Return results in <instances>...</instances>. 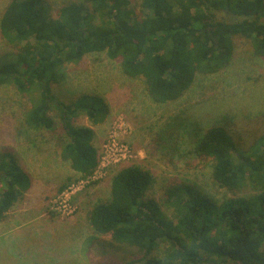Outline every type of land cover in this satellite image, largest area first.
<instances>
[{"label":"trees","instance_id":"16d2710c","mask_svg":"<svg viewBox=\"0 0 264 264\" xmlns=\"http://www.w3.org/2000/svg\"><path fill=\"white\" fill-rule=\"evenodd\" d=\"M41 2L14 0L2 16L1 37L16 53L0 58V86L37 93L26 119L33 131L54 133L57 124L49 113H58L66 137L62 158L84 178L96 167L93 133L75 121L83 115L97 124L107 112L90 95L69 105L56 99L52 85L64 61L101 53L122 59L124 75L143 79L152 102L164 105L180 100L198 75L225 69L235 38L249 40L255 56L264 58V0H143L146 10L140 15L127 10L128 0H77L59 9L58 19H51ZM179 121L176 116L161 130L159 143L173 138L182 128ZM195 146L196 155L212 160L219 188L255 186L260 193L218 204L197 186L171 183L160 205L146 200L150 175L136 165L123 168L112 178L110 197L89 213L97 236L139 252L123 264H264V134L242 152L215 127L198 136ZM30 186L16 156L1 153L0 220ZM162 244L168 246L160 254Z\"/></svg>","mask_w":264,"mask_h":264},{"label":"rangeland","instance_id":"374dc122","mask_svg":"<svg viewBox=\"0 0 264 264\" xmlns=\"http://www.w3.org/2000/svg\"><path fill=\"white\" fill-rule=\"evenodd\" d=\"M12 1L0 0V22ZM41 1L50 18L58 19V10L77 0ZM128 1V11L140 15L146 10L143 0ZM217 16L226 18L223 13ZM234 42V55L225 69L198 75L180 100L164 105L152 102L143 79L124 75L122 59L101 53L79 62L64 61L59 81L52 85L56 99L69 105L90 95L107 112L97 124L83 115L75 121L93 133L96 167L87 178L62 158L66 137L58 113H49L57 124L54 133L33 131L26 119L37 93L30 96L13 85L0 86V154H14L31 185L0 220V264H123L139 257L136 249L97 236L89 225L94 205L110 197L114 175L129 166L150 175L146 200L160 205L171 183L197 186L218 204L224 198L259 194L255 186L234 192L219 188L213 182L212 160L194 152L198 136L215 127L223 128L242 152L264 134V58L255 56L249 40ZM12 53L16 49L0 34V58ZM176 116L182 128L173 131L169 142L159 143L161 130ZM162 209L173 217L171 210ZM161 246L163 254L168 245Z\"/></svg>","mask_w":264,"mask_h":264},{"label":"built area","instance_id":"2783aa9c","mask_svg":"<svg viewBox=\"0 0 264 264\" xmlns=\"http://www.w3.org/2000/svg\"><path fill=\"white\" fill-rule=\"evenodd\" d=\"M126 157V156H125ZM104 159H107V158H104Z\"/></svg>","mask_w":264,"mask_h":264}]
</instances>
